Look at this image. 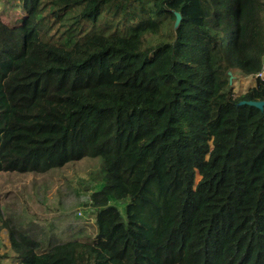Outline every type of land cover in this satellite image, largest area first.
<instances>
[{
	"label": "trees",
	"instance_id": "obj_1",
	"mask_svg": "<svg viewBox=\"0 0 264 264\" xmlns=\"http://www.w3.org/2000/svg\"><path fill=\"white\" fill-rule=\"evenodd\" d=\"M19 3L0 17V174L101 158L104 183L90 235L11 232L0 264H264V109L241 104L264 101V0ZM167 20L173 41L145 47ZM234 70L256 81L240 96Z\"/></svg>",
	"mask_w": 264,
	"mask_h": 264
},
{
	"label": "rangeland",
	"instance_id": "obj_2",
	"mask_svg": "<svg viewBox=\"0 0 264 264\" xmlns=\"http://www.w3.org/2000/svg\"><path fill=\"white\" fill-rule=\"evenodd\" d=\"M19 0H0V17L7 25H15L26 14L15 9ZM112 21L105 15L97 24ZM177 22L167 20L160 35L149 38L145 47H153L175 38ZM235 96L256 85L239 70L230 73ZM101 158H84L47 173H1L0 263L11 254L10 234L22 233L40 243V250L50 245L83 238L92 233L95 209L92 195L104 183ZM128 202V201H127ZM127 202H117L123 210Z\"/></svg>",
	"mask_w": 264,
	"mask_h": 264
},
{
	"label": "water",
	"instance_id": "obj_3",
	"mask_svg": "<svg viewBox=\"0 0 264 264\" xmlns=\"http://www.w3.org/2000/svg\"><path fill=\"white\" fill-rule=\"evenodd\" d=\"M241 104H246L248 106H252L260 110L264 109V101H246V102H241Z\"/></svg>",
	"mask_w": 264,
	"mask_h": 264
},
{
	"label": "built area",
	"instance_id": "obj_4",
	"mask_svg": "<svg viewBox=\"0 0 264 264\" xmlns=\"http://www.w3.org/2000/svg\"><path fill=\"white\" fill-rule=\"evenodd\" d=\"M256 78L261 79L264 82V68L263 70L256 75Z\"/></svg>",
	"mask_w": 264,
	"mask_h": 264
}]
</instances>
